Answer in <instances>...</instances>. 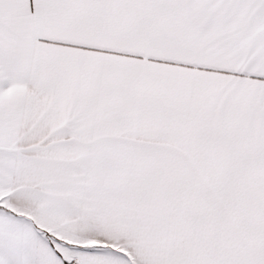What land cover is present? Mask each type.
Here are the masks:
<instances>
[{
  "label": "snow or ice",
  "instance_id": "snow-or-ice-1",
  "mask_svg": "<svg viewBox=\"0 0 264 264\" xmlns=\"http://www.w3.org/2000/svg\"><path fill=\"white\" fill-rule=\"evenodd\" d=\"M0 264H264V0H0Z\"/></svg>",
  "mask_w": 264,
  "mask_h": 264
}]
</instances>
